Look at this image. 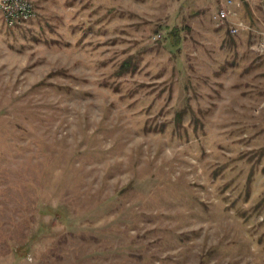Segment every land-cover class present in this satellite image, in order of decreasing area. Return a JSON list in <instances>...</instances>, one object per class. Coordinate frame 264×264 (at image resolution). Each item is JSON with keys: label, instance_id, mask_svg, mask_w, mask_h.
<instances>
[{"label": "rangeland", "instance_id": "374dc122", "mask_svg": "<svg viewBox=\"0 0 264 264\" xmlns=\"http://www.w3.org/2000/svg\"><path fill=\"white\" fill-rule=\"evenodd\" d=\"M30 1L0 12V264H264V0Z\"/></svg>", "mask_w": 264, "mask_h": 264}, {"label": "built area", "instance_id": "2783aa9c", "mask_svg": "<svg viewBox=\"0 0 264 264\" xmlns=\"http://www.w3.org/2000/svg\"><path fill=\"white\" fill-rule=\"evenodd\" d=\"M227 7L228 5L225 4L218 11L220 22L226 20L230 15ZM0 12L4 22L9 26L24 24L32 20L36 15L35 7L30 0H0ZM240 29L234 26L231 29V33L234 35L238 34ZM257 54L264 56V34L257 43Z\"/></svg>", "mask_w": 264, "mask_h": 264}, {"label": "trees", "instance_id": "16d2710c", "mask_svg": "<svg viewBox=\"0 0 264 264\" xmlns=\"http://www.w3.org/2000/svg\"><path fill=\"white\" fill-rule=\"evenodd\" d=\"M128 67H129V64L128 63H124L121 71L128 70Z\"/></svg>", "mask_w": 264, "mask_h": 264}]
</instances>
